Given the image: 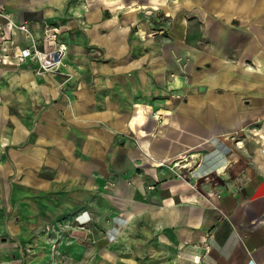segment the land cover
<instances>
[{"label": "crops", "instance_id": "obj_1", "mask_svg": "<svg viewBox=\"0 0 264 264\" xmlns=\"http://www.w3.org/2000/svg\"><path fill=\"white\" fill-rule=\"evenodd\" d=\"M0 8L39 49L59 26L68 50L66 75L37 77L31 114L0 131L2 169L48 196L41 221L97 249L144 235L162 264H264V0ZM13 31L0 18V55L29 44Z\"/></svg>", "mask_w": 264, "mask_h": 264}, {"label": "rangeland", "instance_id": "obj_2", "mask_svg": "<svg viewBox=\"0 0 264 264\" xmlns=\"http://www.w3.org/2000/svg\"><path fill=\"white\" fill-rule=\"evenodd\" d=\"M0 10L9 14L16 23L11 13L2 8ZM44 26L45 23L41 27V41L44 39ZM56 28H58L56 41L64 43L62 38L61 41L58 40L61 28L57 25ZM15 31L19 30L15 29ZM25 40L29 41L26 37ZM12 41L14 39L9 42ZM31 44L32 42L29 41V44L23 48ZM10 45L8 48L12 47V44ZM7 54L0 55V131L6 132L4 134L6 138H11L15 133L14 131L12 133L15 120H22L31 114L32 106L29 101L33 97L32 87L37 82L36 78L45 72L41 69L40 59L37 57L20 61L19 58L12 56L14 53H11V57ZM67 64L68 56L61 68L50 74L66 75L61 71ZM7 150L6 148L3 153L0 151V264H162L164 262L160 250L155 249L158 243L140 239L144 235H137L136 240L121 239L106 248L97 249L95 244L85 242L78 235H71L69 219L60 217L56 221H45L42 218L41 221V217L46 215V212L38 207L49 205L48 196L32 193L33 191L28 188L30 186L21 182L22 179L17 177L14 169L6 171L2 169V166H6ZM181 161L182 159H179L167 163V166L171 168L174 163ZM9 171L11 172L7 173ZM54 205L56 203H50V206ZM141 228L144 226L141 225Z\"/></svg>", "mask_w": 264, "mask_h": 264}, {"label": "built area", "instance_id": "obj_3", "mask_svg": "<svg viewBox=\"0 0 264 264\" xmlns=\"http://www.w3.org/2000/svg\"><path fill=\"white\" fill-rule=\"evenodd\" d=\"M0 18L7 20L14 31L15 29L19 30L25 35L27 39H29L30 42H32L29 47L16 49V54L14 57L19 58L20 61L26 60L28 58L37 57L40 59V67L44 72H56L61 68V66L64 64V60L67 57L68 50L66 44L58 43L56 41L58 35V28L53 27L49 24H45L43 30L44 39L42 40L44 50H40L37 47V40L39 39L33 37V34L26 25H17L11 19L10 15H7L2 10H0ZM14 31L12 33L13 35ZM5 49L7 48L4 47V50ZM47 49L49 50L47 51ZM43 56L45 60L42 59ZM162 165L164 164L162 163ZM179 165L180 163H174L171 166V169H176ZM80 229L84 230L86 228L84 226H81Z\"/></svg>", "mask_w": 264, "mask_h": 264}, {"label": "bare ground", "instance_id": "obj_4", "mask_svg": "<svg viewBox=\"0 0 264 264\" xmlns=\"http://www.w3.org/2000/svg\"><path fill=\"white\" fill-rule=\"evenodd\" d=\"M43 60H45L44 56L42 58ZM47 59V58H46ZM4 146H6V142L5 141H2L1 144H0V147L3 148ZM3 249V248H2Z\"/></svg>", "mask_w": 264, "mask_h": 264}]
</instances>
